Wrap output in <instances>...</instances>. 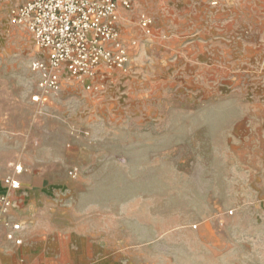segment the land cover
<instances>
[{
	"label": "rangeland",
	"instance_id": "1",
	"mask_svg": "<svg viewBox=\"0 0 264 264\" xmlns=\"http://www.w3.org/2000/svg\"><path fill=\"white\" fill-rule=\"evenodd\" d=\"M25 1L0 0V196L47 161L39 181L109 226L110 264H264V0H134L126 71L45 101V53L10 19Z\"/></svg>",
	"mask_w": 264,
	"mask_h": 264
},
{
	"label": "built area",
	"instance_id": "2",
	"mask_svg": "<svg viewBox=\"0 0 264 264\" xmlns=\"http://www.w3.org/2000/svg\"><path fill=\"white\" fill-rule=\"evenodd\" d=\"M134 0H26L10 12L12 22L25 27L45 58H36L31 68L38 75L36 101L60 91L63 79L81 82L90 90H99L114 70L126 71L127 44L121 36V9L133 7ZM140 23L151 32L152 18L142 13ZM16 174L23 166H15ZM70 173L75 176L77 169ZM6 194L0 196L1 218L8 227L6 236L16 244L23 242L17 232L20 222L7 214L14 205L11 192L21 187L17 175H7Z\"/></svg>",
	"mask_w": 264,
	"mask_h": 264
},
{
	"label": "crops",
	"instance_id": "3",
	"mask_svg": "<svg viewBox=\"0 0 264 264\" xmlns=\"http://www.w3.org/2000/svg\"><path fill=\"white\" fill-rule=\"evenodd\" d=\"M56 169L47 161L30 164L22 194L18 189L11 192L14 206L8 218L23 225L17 232L23 242L16 244L2 234L0 264H110L109 226H96L93 217L76 210L71 185L39 181L60 173Z\"/></svg>",
	"mask_w": 264,
	"mask_h": 264
}]
</instances>
